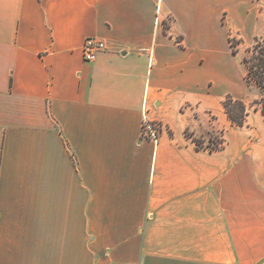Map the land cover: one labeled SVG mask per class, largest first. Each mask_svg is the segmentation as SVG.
Segmentation results:
<instances>
[{
	"label": "crops",
	"instance_id": "crops-1",
	"mask_svg": "<svg viewBox=\"0 0 264 264\" xmlns=\"http://www.w3.org/2000/svg\"><path fill=\"white\" fill-rule=\"evenodd\" d=\"M262 22L264 0H0V264H264V116L222 105Z\"/></svg>",
	"mask_w": 264,
	"mask_h": 264
},
{
	"label": "trees",
	"instance_id": "trees-1",
	"mask_svg": "<svg viewBox=\"0 0 264 264\" xmlns=\"http://www.w3.org/2000/svg\"><path fill=\"white\" fill-rule=\"evenodd\" d=\"M231 51L233 54L238 52L237 45L230 42ZM242 62L245 66L244 82L248 87H255L257 90V98L252 102L234 98L231 95H226L223 98L222 105L224 111L233 126L243 127L246 123V118L251 110L260 111L264 116V36L256 37L252 46L246 49V54L243 56ZM185 134L192 137L196 148H208L209 150H217L223 147V138H209L208 143L213 145H204V140L193 136L187 130ZM223 133H221V136Z\"/></svg>",
	"mask_w": 264,
	"mask_h": 264
},
{
	"label": "built area",
	"instance_id": "built-area-1",
	"mask_svg": "<svg viewBox=\"0 0 264 264\" xmlns=\"http://www.w3.org/2000/svg\"><path fill=\"white\" fill-rule=\"evenodd\" d=\"M104 50L105 43L101 39L88 37L82 44V59L84 61H93ZM141 124V138L156 142L162 131L161 123L150 120L146 115H143Z\"/></svg>",
	"mask_w": 264,
	"mask_h": 264
},
{
	"label": "rangeland",
	"instance_id": "rangeland-1",
	"mask_svg": "<svg viewBox=\"0 0 264 264\" xmlns=\"http://www.w3.org/2000/svg\"><path fill=\"white\" fill-rule=\"evenodd\" d=\"M253 1H256V0H253ZM261 36H264V22H262V24H260L259 25V29H258V35H255L254 37H252V38H250V39H247V40H245V41H240L241 39H237V38H230V42H232V43H234V44H236L237 46V48H238V52L236 53L237 54V57H235V66L237 67V69L239 68V69H242V71L244 72V75H245V66H244V64H243V62H242V59H243V56L246 54V49L247 48H249L250 46H252V44L254 43V39L256 38V37H261ZM232 48H231V46H230V50H231ZM232 52V51H231ZM243 80H244V76H243ZM243 82V86L245 87V82L244 81H242ZM246 89L248 90V91H250L251 93H248V95H247V97L245 98V102H249L250 103V100L252 99L251 97L254 95V94H256L257 95V90L255 89V87H248L247 85H246ZM242 100V99H241ZM244 101V100H243ZM251 111H253V110H251ZM250 111V112H251ZM237 127V126H236ZM206 131H208L207 133H208V139H203V138H201V137H198V138H201V139H203L204 141H206V142H204V145H213V143H208L209 141V138L211 137L212 139L214 138V139H220V137H222L221 136V133H216V132H214V131H210V130H208L207 128H206ZM260 139H264V133L259 137V138H255L254 140L256 141V142H258V140H260ZM256 146H258V147H261V146H263L264 147V141H260L259 143H257V144H255ZM256 149V148H255Z\"/></svg>",
	"mask_w": 264,
	"mask_h": 264
}]
</instances>
